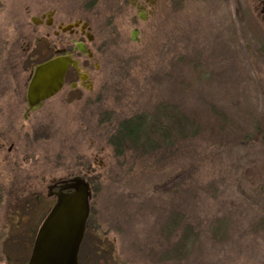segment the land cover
I'll return each instance as SVG.
<instances>
[{"label":"rangeland","instance_id":"obj_1","mask_svg":"<svg viewBox=\"0 0 264 264\" xmlns=\"http://www.w3.org/2000/svg\"><path fill=\"white\" fill-rule=\"evenodd\" d=\"M131 1L0 0V226L7 204L31 200L28 223L19 220L13 226L19 229L0 237V257L11 253L7 245L18 250L20 232L42 220L33 196L46 190L44 180L88 159L94 246L85 247L83 264H264V143L252 129L264 121L257 0H155L148 14ZM46 5L91 23L96 92L90 104L70 103L74 98L63 94L50 99L37 114L41 120H8L19 111L12 85L20 76L1 65L12 58L11 44L28 36L40 60L55 43L46 38L37 52L42 30L20 25L13 11ZM160 108L204 122L220 120L218 113L233 122L218 133L206 126L169 148L155 134L151 145L162 149L118 156L109 141L118 124ZM168 111L159 114L165 125ZM185 235V247L175 252Z\"/></svg>","mask_w":264,"mask_h":264},{"label":"flooded vegetation","instance_id":"obj_2","mask_svg":"<svg viewBox=\"0 0 264 264\" xmlns=\"http://www.w3.org/2000/svg\"><path fill=\"white\" fill-rule=\"evenodd\" d=\"M132 5L135 6L137 11H147V14L152 11L155 0H132ZM257 9L259 11V16L262 24H264V0H257ZM13 16L16 21H20V25H28L31 22L36 28H40L38 35V46L37 52L45 50V39L54 37L55 43H53V53L51 55H46L43 59L37 60L31 54L33 48L31 46L28 36L24 35L17 40V44H11L12 47V58H8L7 63L2 62V70L8 72L11 76L19 77V79L12 85L14 99L16 106L19 111L15 112V115H10L8 120H41L37 117V114L42 110L44 105L52 98L63 94L65 99L74 98L70 103H82L90 104L92 102V95L96 92V78L93 72V67L99 69L100 65L96 58V50L91 45L94 42V34L92 32L91 23L87 21V18H77L70 19L66 17V13L59 10L58 7H51L49 5L42 6L38 12L31 13L29 6H25L21 13H15L13 11ZM78 23V26H73L71 28L67 27ZM65 28V30H63ZM136 28V27H134ZM49 30L46 32V30ZM44 31V32H43ZM77 43H83L86 52H82L78 47ZM15 45V46H14ZM7 46V44H6ZM35 54V53H34ZM71 55L77 60V66L70 65L67 69L63 85L61 89L52 97L43 101L42 105L33 109L29 106L27 101V89L33 73L34 67L50 58L57 55ZM65 100L62 101V103ZM68 102V101H67ZM39 118V119H37ZM15 136H17L14 131ZM13 143L11 142L8 150H11ZM94 172L93 162L91 160H86L81 164V167L72 173H67L62 176L52 177L48 181L44 180V191H35V202L42 208V220L37 223V225L30 230V228L22 231L19 249L13 250L8 245L7 248L11 252L9 254L1 255V260L6 261V264H28L33 245L35 242L36 235L38 233L39 227L43 220L56 203L58 198V193H70L73 189L65 188L70 183L71 179L74 177H81L86 182L89 183L91 196L89 199V216L86 222L85 233L79 248V264H83V252L85 247L88 249L94 246L93 230L91 229V198H92V175ZM30 198L23 196L22 198L14 199V201L9 205V211L6 212L4 218L2 219V224L0 226V237L13 234L17 229L19 220L28 223L29 205ZM42 206V207H41ZM40 220V219H39ZM18 227V226H17ZM19 232L15 233L18 234ZM3 234V235H2ZM91 234V236H90ZM19 237V236H17ZM19 242V240H18ZM101 248V246H99Z\"/></svg>","mask_w":264,"mask_h":264},{"label":"water","instance_id":"obj_3","mask_svg":"<svg viewBox=\"0 0 264 264\" xmlns=\"http://www.w3.org/2000/svg\"><path fill=\"white\" fill-rule=\"evenodd\" d=\"M78 26L76 22L67 27ZM65 30V28H63ZM138 29L131 39L137 41ZM77 47L86 52L83 43ZM71 55H57L34 67L27 89V101L33 109L55 95L63 85L64 75L70 65L77 66ZM70 193H58L56 203L42 222L28 264H79L78 254L89 216L90 186L81 177H74L63 189Z\"/></svg>","mask_w":264,"mask_h":264},{"label":"trees","instance_id":"obj_4","mask_svg":"<svg viewBox=\"0 0 264 264\" xmlns=\"http://www.w3.org/2000/svg\"><path fill=\"white\" fill-rule=\"evenodd\" d=\"M168 111L164 108H160L155 112V115L146 114H136L132 115L125 120H122L115 132L110 137L109 141L114 145L115 153L120 156L126 152L139 150V147H143V153L145 151H155L156 149H162V143H156V145H151V137L155 134L162 138V142H166L167 148L176 142V139L186 140L194 139L203 131V128L209 129L212 133L223 132L233 121L225 120L224 115L222 117L218 113L214 115L220 120H209L204 122L203 120H195L192 116H185L182 113L176 111H168L167 118L170 122L163 124L159 119L160 112ZM253 135L259 136L261 141L264 143V121L255 122L252 127ZM245 138V137H244ZM145 144V145H144ZM148 145V147H146ZM184 238L176 244L174 251H181L185 246Z\"/></svg>","mask_w":264,"mask_h":264}]
</instances>
